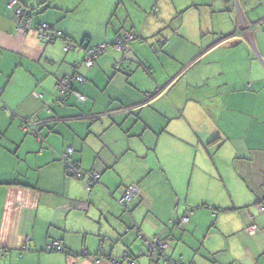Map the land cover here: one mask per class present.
Returning a JSON list of instances; mask_svg holds the SVG:
<instances>
[{"label": "crops", "instance_id": "obj_1", "mask_svg": "<svg viewBox=\"0 0 264 264\" xmlns=\"http://www.w3.org/2000/svg\"><path fill=\"white\" fill-rule=\"evenodd\" d=\"M80 3L83 17L67 21ZM28 4L65 38L15 29L0 0V264H163L137 232L165 236L171 264H264V0ZM239 14L254 23L248 38L234 33ZM124 32L126 51L112 46ZM74 73L86 99L60 101L55 82ZM182 90L183 104L171 96ZM67 145L99 172L90 188L66 173ZM131 183L137 194L119 204Z\"/></svg>", "mask_w": 264, "mask_h": 264}, {"label": "built area", "instance_id": "obj_2", "mask_svg": "<svg viewBox=\"0 0 264 264\" xmlns=\"http://www.w3.org/2000/svg\"><path fill=\"white\" fill-rule=\"evenodd\" d=\"M7 6L12 8V18L14 19L15 29L22 32L33 31L35 32L37 38L42 41H54L57 38H65L61 29L56 28L44 21L36 22L32 8L28 5L22 4L20 0H8ZM239 22L242 27L239 31V34L242 33L248 38L249 29L254 23L246 25L240 14ZM131 36L132 34L130 32H124V34L116 36L113 44H115L117 49H126L127 43ZM107 44L108 42H100L98 44H89L85 46L84 55L82 58L83 63L87 66H91L94 63L96 57L103 52ZM154 44L153 47L157 48L158 44ZM69 47H71V43L67 42L64 44L63 48L64 50H67ZM73 81L82 82L84 81V78L80 74L74 73L61 76L56 80L55 92L57 94V98L60 101H63L69 94H72L74 97H76L78 101H84L86 99V95L84 93L73 87ZM35 124L36 122L33 117H26L24 118L23 128L27 130H35ZM72 151V146L67 145L60 153V159L64 163L65 171L74 177L83 179L85 187L90 188L95 182L98 181L99 172L94 169H83L80 167L78 162H76V160L72 157ZM137 191V185L131 183L124 188L120 196L117 198V201L119 204L124 205L137 194ZM262 207L264 208V206ZM187 220L188 214H184L178 219L180 224L185 223ZM254 228L255 225L252 224L250 226V231H252ZM138 235L141 236L140 233ZM166 245L167 242L160 236H154L153 239L147 240V247L149 248L150 252L154 250L157 254L164 258V261L170 264L175 263L168 255L163 252ZM46 247L48 249L63 250V246L56 239H53L47 243ZM83 252H85V250H83ZM95 260H100V257L96 256ZM109 261L115 263L117 260L115 257H111ZM70 264H77V262L74 260L71 261Z\"/></svg>", "mask_w": 264, "mask_h": 264}, {"label": "trees", "instance_id": "obj_3", "mask_svg": "<svg viewBox=\"0 0 264 264\" xmlns=\"http://www.w3.org/2000/svg\"><path fill=\"white\" fill-rule=\"evenodd\" d=\"M21 1V3L22 4H24V5H28V6H30L31 7V5H29L28 4V2L27 1H25V0H20ZM42 1H44V0H42ZM7 3H8V0H7ZM8 7V6H7ZM8 8H10V9H12L11 7H8ZM32 8V7H31ZM153 9L155 10V6L153 7ZM32 10H33V8H32ZM33 13H34V11H33ZM35 15V14H34ZM36 21V20H35ZM37 22H42V21H37ZM45 22V21H44ZM47 23V22H46ZM48 24H50V23H48ZM50 25H52V24H50ZM53 26V25H52ZM238 29H240V27H238ZM239 31L240 30H237V31H235L234 33H236V34H239ZM132 35H133V33L132 32H130ZM63 35H64V37H65V34H64V32H63ZM119 35H122V34H119ZM134 37L133 36H131V38H130V40H132ZM129 40V41H130ZM129 41H128V43H127V47H128V45H129ZM99 43V42H98ZM98 43H95V44H98ZM113 43V42H112ZM108 45V44H107ZM112 46H114L115 47V44H113ZM156 49V48H155ZM105 50V49H104ZM103 50V51H104ZM120 50H125V49H120ZM126 50H127V48H126ZM125 50V51H126ZM156 50H158V49H156ZM95 62V61H94ZM93 65V64H92ZM91 65V66H92ZM87 66V65H86ZM119 66H120V63L119 62H115L114 63V67L115 68H119ZM82 76V75H81ZM83 77V76H82ZM84 78V77H83ZM247 87H249V84H247ZM157 93V90L156 91H154L153 93H152V96L154 95V94H156ZM77 162V161H76ZM138 192V191H137ZM132 199V198H131ZM262 206H264V204H261V208L262 209H264ZM190 212H192V209H189L187 212H184L182 215H184V214H188V220H189V213ZM182 215H180L178 218H177V221L174 223L177 227H178V230H182V228L184 227V224H186L187 222H188V220L185 222V223H183V224H180V222L178 221V219L182 216ZM252 224H254L255 225V228L252 230V231H250V226L252 225ZM258 228V225H257V223L254 221V220H252L251 221V223L249 224V225H247V227H246V230H247V232H249V233H253L254 231H256V229ZM184 229V228H183ZM141 234V236H139L138 234ZM137 236L138 237H142V239H143V241H144V243H145V245H146V254H151V253H155L157 256H158V258H161V259H163V261H162V263L163 264H170V263H168V262H166V261H164V258L162 257V256H160L159 254H157L154 250H152L151 252H150V250H149V248L147 247V240H151V239H153V237L154 236H159V235H154L153 237H151V238H149V237H147V236H144L141 232H137ZM162 239H164L165 241L167 240V238L165 237V236H160ZM99 257H100V255H99ZM113 257H115L116 258V262L115 263H118V259H117V257L116 256H113ZM110 258L111 257H109L108 258V260H110ZM171 258V257H170ZM100 259H101V257H100ZM172 259V258H171ZM173 260V259H172ZM128 261H130V259L128 260ZM177 264H182V263H178L177 262ZM189 264H191V263H189Z\"/></svg>", "mask_w": 264, "mask_h": 264}, {"label": "rangeland", "instance_id": "obj_4", "mask_svg": "<svg viewBox=\"0 0 264 264\" xmlns=\"http://www.w3.org/2000/svg\"><path fill=\"white\" fill-rule=\"evenodd\" d=\"M27 2L29 1V0H26ZM53 1H55V3L56 2H64L65 0H53ZM66 1H68V2H74V4L75 5H77V3H78V1L79 2H81V0H66ZM173 1V0H172ZM170 3H171V0H170ZM82 4L83 3H80V4H78V6H77V8H76V10H75V12L74 13H72L73 12V10L71 11V12H69L68 14L69 15H67V17H66V20L67 21H69V19L72 17V16H74V15H72V14H75V16L76 17H79L80 19H81V17H83V13H84V9L85 8H83L82 7ZM152 8V7H151ZM176 18V17H175ZM174 18V19H175ZM173 19V20H174ZM56 27V26H55ZM163 40V39H162ZM156 40H151V37L148 39V40H146V42L147 43H149L150 44V42H155ZM156 43V42H155ZM151 49H153L152 47H151ZM154 50V49H153ZM159 51H161V50H159ZM173 81V80H172ZM175 94V99L178 101V102H180V103H187V96L185 95V90H182V91H176V92H172L171 93V96H172V94ZM163 99H165V98H161L160 99V102H163ZM168 116V115H167ZM164 127H166V126H164Z\"/></svg>", "mask_w": 264, "mask_h": 264}]
</instances>
